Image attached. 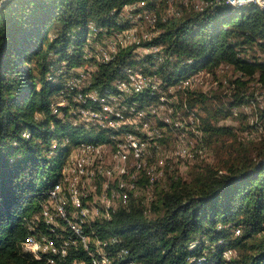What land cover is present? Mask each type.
<instances>
[{"label": "trees", "instance_id": "16d2710c", "mask_svg": "<svg viewBox=\"0 0 264 264\" xmlns=\"http://www.w3.org/2000/svg\"><path fill=\"white\" fill-rule=\"evenodd\" d=\"M162 2H2L0 264H53L48 254L29 245V237L41 232L57 239L72 235L76 240L60 264H92L88 250L65 218L56 216L59 236L51 230L42 203L61 178L69 158L65 154L72 145L113 141L116 130L101 123L110 122L99 102L102 98L118 95L121 109L128 104L122 109L126 117L133 119L136 111L144 110L145 118L157 116L160 126L166 123L158 115V103L174 106L166 115H175V122L178 110L186 116H196L195 111L201 115L199 128L207 142L216 135L236 134L231 124L217 121L220 115L229 116L239 106L256 103L257 97L248 90L251 83L264 88V8L205 0L203 8L164 17L158 10ZM129 6H134V13L155 10L153 32L137 35L138 43L119 44L109 59H102L111 34L131 27L124 14ZM139 47L153 50L143 52ZM223 65L239 73L231 81L226 100L194 81L183 83L200 71L218 80ZM128 67L153 77L151 85L142 92L121 93L117 81ZM77 79L74 86L71 80L75 83ZM212 99L218 101L212 103ZM152 103L157 113H151ZM87 109L97 115L83 114ZM259 117L261 122L254 127L262 134L252 142L250 153L225 159L218 167L208 166L189 180L168 170L152 196L146 195V189L156 181L151 182L144 170L140 188L137 184L135 190L121 189V199L129 195L125 190L134 191L128 204L117 203L107 216L84 222L82 230L91 237V248L96 239L105 242L113 264H264V108ZM99 182L100 191V176ZM66 206L72 217L75 209L70 198ZM228 249L237 254L226 257Z\"/></svg>", "mask_w": 264, "mask_h": 264}, {"label": "bare ground", "instance_id": "6f19581e", "mask_svg": "<svg viewBox=\"0 0 264 264\" xmlns=\"http://www.w3.org/2000/svg\"><path fill=\"white\" fill-rule=\"evenodd\" d=\"M225 1L235 6H242V5L253 3V4H257L261 8H264V0H243V2L242 0H235V3H233L232 0H225ZM116 50H117L116 46L111 47V48L109 47L108 49H104L102 51V57H103L102 59H105V60L109 59L111 57V54L115 52ZM135 73H138L139 75L137 74V76L134 77ZM141 76L146 77L147 75L145 76L143 72H141V70L128 67L125 70L124 77L121 79H118L117 81L118 87L117 86L116 87L122 90L121 93H123V91L125 92L141 91L145 89L146 87H149L151 85V82H153L152 80L153 77L152 78L149 77L148 83H146L140 79ZM196 78H192V80L190 79V81L185 80L184 82L183 81L182 82L184 83V85H186V84H189L195 81ZM78 83H79V80L77 79L75 81L74 86L78 85ZM154 87L156 88L157 84L154 83L153 88ZM160 92L161 91H159V93ZM149 93L150 92H148V94ZM88 96H89V93H88ZM117 96L108 95V97H104L101 99V101H99L101 102V106H102V110L104 111L105 118H108L110 120V122H101V123H104V125L106 124L112 127L114 130H116L115 134L113 133L114 135H112L113 141L110 143H101V144H96V145L83 143L81 145L76 146L75 151L73 152V154L69 156L67 162L64 164L62 168V171H64V169L66 168V172H64L63 176H61V178L57 182H55L52 185V187H50L48 191V198L42 203L44 207L43 211H44L45 219H46V222L50 224L51 230L53 232L56 231V234H57L56 236H59L57 232L58 224L56 222V216H61L65 218L69 223L71 232L74 234V236L77 237V240L78 239L81 240L85 248L88 250L91 256V259H92V264H113V259L111 258L107 250L104 249L105 242H102L101 240L96 239V241H94L95 247L91 248V237L85 234L82 230V225L84 224V222L91 220V218L94 216H107L108 214L106 213L108 212L109 208L115 206L116 204L115 205L113 204L116 202V200H118V198L121 197L122 193L120 192L122 188L118 190V187H124V188H127L128 190H135L137 187V184L139 185L141 176L143 175L142 172L144 170H146L145 173L150 178L151 182H155L156 180H158L157 179L158 177H154L151 175L152 170L148 168L147 161L150 159L148 157L153 154H156L159 157H161L162 161L164 159L163 156H166L160 150V149L166 150L163 147V145H161V141H162L161 137H163L162 130H168L167 128L170 127L171 131H173L172 133L175 134V131L179 133V136L178 135L177 136L178 137L181 136L182 145L185 141H187L186 134H187L188 123L179 122V121L175 122L174 118L165 117L163 119L166 125L160 126L157 120H155L156 122H147L145 118L146 112L144 110H138L135 112L133 119L139 122V123H136L135 121H133V119H131L130 117H126L124 115L125 113L122 112V109L124 110L127 109L126 105L128 104L122 105V109H121L120 108L121 98H118ZM149 100H151V98ZM161 100L163 102L166 101V97L162 96ZM169 101H172V100L169 99ZM123 102H125V100ZM163 105H166V108L169 107L166 103H163ZM163 109L166 110L165 108ZM171 109H174V106L171 107ZM152 111L157 113L155 108H153ZM80 112L82 114V111ZM83 114L89 115V117H91L92 114L97 115L96 112H91L90 109L83 110ZM126 114H127V111H126ZM197 132H200V131L197 130ZM153 143L156 146V149L154 148L155 150L152 149ZM108 146H111L110 151L114 153L110 155L111 157H113V160L110 163L105 162L104 160L105 156L103 154L104 153L103 149ZM185 146H187V144ZM187 151H189V148ZM186 155H188V152H186L184 156ZM132 157H135L136 159H133ZM131 160H133V162ZM137 161H143V164H141V167L137 165ZM163 173H161V175H163ZM95 176L102 177V185H101V190L99 192L100 198L99 199L94 198L92 215L89 216L88 207L84 205V200L87 198V194L86 193L83 194L81 191L91 187L92 177L94 178ZM84 177H86L85 180L87 181V186L83 187L81 185L80 186L81 188H78L77 183L80 180L82 181ZM132 177H134V179L129 185V180ZM111 178H115V180H112ZM89 193H91V197H92V195L98 194V189L95 192H89ZM50 195H51V198H50ZM126 196L127 195L123 194L124 200L127 199ZM69 198L71 202L73 203V206L75 209V211L72 213V217L69 215V210L66 206ZM32 242H33V245H31L29 241V245L31 247L39 250L40 252L46 255L48 254V260L50 261V263L60 264V262L64 261L65 258L68 257L67 255L69 254V247L73 245L76 242V240L73 239L72 235H68V237H66V234H63L61 235L60 239H57V237H53L52 235L50 236V235H47L41 232L33 236ZM123 252L126 253V250H123ZM83 263H80V264H83ZM126 264H137V263L136 262L134 263L133 261L132 262L127 261Z\"/></svg>", "mask_w": 264, "mask_h": 264}, {"label": "rangeland", "instance_id": "374dc122", "mask_svg": "<svg viewBox=\"0 0 264 264\" xmlns=\"http://www.w3.org/2000/svg\"><path fill=\"white\" fill-rule=\"evenodd\" d=\"M4 1L5 0L0 1V8L2 6V2ZM205 4H206L205 0H163L161 5H159L158 10L160 11V14L164 17H171L173 15L180 16L182 11L187 12L191 10L193 7L203 8ZM132 9H134V6H129L126 8L124 12V14L126 15L125 17H127L128 20H130L131 27L119 31L121 34L117 31L114 32V34H111L110 44H109L110 48L116 46V49H118L119 43L120 45L123 43L128 44L129 42L135 43V41L138 43L139 40L137 39V35L149 36L148 33L153 32L152 30L154 28V23L157 16L154 12L155 10L143 9L141 13H134L131 12ZM138 50L143 52H150L153 49L139 47ZM137 74L138 73H135L134 77H136ZM238 75L239 73H237L232 66L223 65L218 70V76H219L218 80L215 79L213 75L210 74L208 71L197 72L191 75L190 78L188 77L187 80L190 81V79L192 80V78L197 77L196 80L193 82L194 84H197L198 86H203L205 90H212L214 92H217L220 94L221 99L223 98V100H226L227 96L225 95L229 94L232 90L233 84L231 83V81L234 80ZM146 77L149 78L150 76L147 75ZM71 82L75 84L73 80H71ZM172 91L173 90H171L170 92ZM248 91H250L251 93L253 92L254 95L257 97L256 103L245 104L242 105L241 107L239 106V108L236 109L235 114H231L229 116L220 115L217 120L221 124H231L235 128L236 131L235 135H230V134L216 135L215 137L210 138V141L207 142L206 139L204 140L203 130H201L202 128L201 129L199 128L201 122L200 120L201 115L197 114L194 111L196 116L193 115V113L186 116V115H182L181 110L177 111L180 116L177 117L176 120H178L179 122L188 123L187 134H186L187 141H185L182 145L181 136L178 137L179 133L177 131H175L176 134L175 135L174 133H172L173 131H171L169 128H168L169 130H162L163 137L161 138L162 139L166 138L165 139L166 141L164 142L161 141V145H163V147L166 150L164 149H160V150L164 155L168 157L163 156L164 162L162 161V158L156 154L150 155L148 157L150 159L149 160L147 159L148 160L147 166L152 170L151 175L154 177H158L157 178L158 180H156V182L151 186L148 185L146 189L147 190L146 195L152 196V193L156 192L155 189L157 187L158 182L162 181L168 170L175 171L177 174L183 176V178L189 180L193 178V176L198 171H201L208 166L218 167L222 164V162L225 159L232 158L233 156L238 154L250 153V151L254 148L253 146L254 143L252 142H256L259 139V136L262 134V131L260 129L255 128L254 126H256L255 125L256 122H261L259 113H260V109L264 108V88L259 87L258 83H251ZM217 101L218 100L215 99L211 100L212 103H216ZM61 103L63 104V101ZM152 106H155L154 103L151 104V107ZM156 106L159 108L160 112L158 113V115L161 116V118L169 117V115H166V113L169 112L171 113L173 110L171 109V107L173 106H169L168 108H166V105H163L161 103H158ZM163 108H165L166 110H164ZM156 118L157 116H150L149 119L147 118L146 120L147 122H156L155 120L158 121V118L157 119ZM170 118L175 119V115L172 114ZM198 118H199V122H198ZM249 124L250 127H248ZM197 130H199L200 132H197ZM191 131L192 133L190 134ZM186 144L187 146H185ZM75 147L76 146L72 145V147L66 152L65 154L66 158L71 154H73V152L75 151ZM110 148L111 146H108L103 149L104 150L103 154L105 156L104 160L105 162L108 163H110L113 160V157H111L110 155L114 154L113 152L110 151ZM154 148L156 149V146L153 143L152 149L155 150ZM188 148L189 151H187ZM186 152H188V155L184 156ZM131 161L133 162V160ZM161 173H163L164 176L161 175ZM85 179L86 177H84L82 181L80 180L77 183L78 188H81L80 187L81 185L83 187L87 186V181ZM111 179L115 180V178H111ZM100 183L101 182H99V176H95L94 178L92 177L91 187H90L91 189L87 188L81 192L83 194L86 193L87 197L89 198L91 196V193L89 192L97 191ZM121 188L124 187H118V190ZM138 188H140V184L138 185ZM99 192L100 191L98 190V194L92 195V197L89 198V203L87 204L89 216L92 215L94 198H98V199L100 198ZM124 192L129 194L126 196V198L128 199L129 196L131 197V192L133 193L134 191L127 192L125 190ZM121 198L122 197L118 198V200H116V202L113 205L117 203H119V206L128 204L130 198L127 201ZM232 254L236 255L237 251L233 249L231 250L228 249L225 251L226 257H230Z\"/></svg>", "mask_w": 264, "mask_h": 264}, {"label": "built area", "instance_id": "2783aa9c", "mask_svg": "<svg viewBox=\"0 0 264 264\" xmlns=\"http://www.w3.org/2000/svg\"><path fill=\"white\" fill-rule=\"evenodd\" d=\"M223 1H225V0H223ZM140 79L143 80V82L148 83V78H147V77L141 76ZM60 104H62V103L60 102ZM133 121H135L136 123H139V122L136 121L135 119H133ZM132 158H133V159H136L135 157H132ZM141 164H143V161H137V165H138L139 167H141ZM116 171H117V169H116ZM64 172H66V168L64 169V171H62L61 176H63ZM133 179H134V177H132V178L129 180V185L131 184V182L133 181ZM50 198H51V195H50ZM29 238H30V243H31V245H33L32 237H29Z\"/></svg>", "mask_w": 264, "mask_h": 264}, {"label": "clouds", "instance_id": "9594fccd", "mask_svg": "<svg viewBox=\"0 0 264 264\" xmlns=\"http://www.w3.org/2000/svg\"><path fill=\"white\" fill-rule=\"evenodd\" d=\"M232 2L235 3V0H232ZM242 2H243V0H242Z\"/></svg>", "mask_w": 264, "mask_h": 264}]
</instances>
